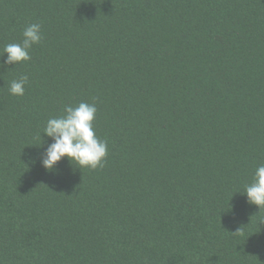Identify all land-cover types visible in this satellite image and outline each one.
<instances>
[{"label":"trees","instance_id":"trees-1","mask_svg":"<svg viewBox=\"0 0 264 264\" xmlns=\"http://www.w3.org/2000/svg\"><path fill=\"white\" fill-rule=\"evenodd\" d=\"M32 23L0 67V264H264V0H0V54ZM82 101L104 167L46 171L47 119Z\"/></svg>","mask_w":264,"mask_h":264},{"label":"clouds","instance_id":"clouds-1","mask_svg":"<svg viewBox=\"0 0 264 264\" xmlns=\"http://www.w3.org/2000/svg\"><path fill=\"white\" fill-rule=\"evenodd\" d=\"M42 38L39 23L27 25L22 32L20 42L4 46L0 56L7 55L0 67L29 61L32 46L40 43ZM27 83V75L12 80L9 83V93L13 96H23ZM96 113L95 102L82 101L75 106L65 105L61 115L47 119L41 133L51 138L52 142L47 145L40 156V164L46 171L54 169L62 158H67L79 169L95 170L104 167L108 145L106 140H101L96 135L93 124ZM244 194L248 203L258 206L259 209L264 207V164H260L255 169L252 181L245 187Z\"/></svg>","mask_w":264,"mask_h":264}]
</instances>
